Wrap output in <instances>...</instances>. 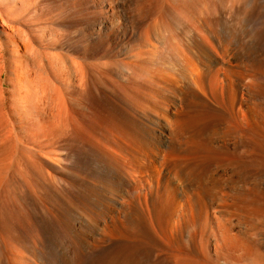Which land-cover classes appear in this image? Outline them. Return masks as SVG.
<instances>
[{"label": "bare ground", "instance_id": "obj_1", "mask_svg": "<svg viewBox=\"0 0 264 264\" xmlns=\"http://www.w3.org/2000/svg\"><path fill=\"white\" fill-rule=\"evenodd\" d=\"M44 3L0 0V105L12 73L2 52L22 68L36 50L26 32ZM103 3L116 17L112 29L99 25V88L114 106L99 112V125L86 133L60 87L35 72L45 82L31 84L34 94L23 83L15 89L17 117L0 129L2 154H20L23 194H35V177L53 184L58 171L85 186L77 196L75 185H64L59 199L40 203L50 224L20 227L0 264H76L88 252L96 254L91 264H264V53L252 48L264 27L249 33L238 18L221 24L227 3L239 16L258 0ZM67 5L46 6L54 50ZM257 12H244L246 24H258ZM60 63L56 57L51 66L58 71ZM67 85L78 100L77 87ZM75 144L92 151L90 165L72 155Z\"/></svg>", "mask_w": 264, "mask_h": 264}, {"label": "rangeland", "instance_id": "obj_2", "mask_svg": "<svg viewBox=\"0 0 264 264\" xmlns=\"http://www.w3.org/2000/svg\"><path fill=\"white\" fill-rule=\"evenodd\" d=\"M46 1H47V3H44L45 9L39 10L37 13L36 20L38 22H36V26H34V30L31 33H29L28 31L26 32V34L28 36H30L31 39H33V43H34L33 45H34V48L36 49V50L35 49L34 50L36 51V53L34 51V54H32V56L24 53L25 55L22 57V59H23L22 64H24V65L22 66L21 69L15 70L14 59L9 54H7L6 52H4V51L2 52V54H5V63H6L5 66L7 68L6 74H7V76L10 75V73H8L10 71H12L13 74L11 73V75H10L11 79L8 81V83H7L8 87L6 86V91L4 93V98L5 97L7 98V99L5 98L7 102L5 101L4 105H0L1 106L0 107L1 108L0 109V129L2 130V129L7 127L9 119L15 120L17 117L16 112L14 110L16 107L15 89H17L19 87H21V88L24 87L22 90H24V92H25L28 89V85H29V91L30 92L28 90L27 91L29 93H31L32 88H33V85H31V84H34V87L36 88L37 83L43 81V78L39 79L37 77V75H38V76H40V78L44 76V80L46 82L49 81V85L52 83L51 86H56V87L58 86L57 88L60 87L59 89L62 90L63 93H65V96L67 98V102H69V107L74 109V111L77 114V116H76L77 119L79 120V122L84 124L85 132L88 133L90 129L92 130L94 127L96 128L97 125H99L98 124L99 123V112H101L106 107L113 105L112 100L109 99V97L105 94V92H103L99 88V25L103 23V24H106L110 29L113 28V25L115 23L114 18L116 17L115 13H114V9H113V7H111L112 5H107L108 8L104 9V6L102 5L103 0H46ZM50 1L55 3L56 5L57 4H63L64 2H68L67 6H68L69 12H68L67 18L64 21V23H66V25L63 24L65 26L64 30H63V25L61 27L62 30L60 29L61 32L64 34V36L62 37L63 43L61 42V45L63 44L64 46L60 45L57 48L58 50L57 49L54 50L52 48V45H51V23L49 21V16H50L51 11L48 7H46L48 4H50ZM244 7L245 6H243V7L241 6L242 12H240V14L238 16L237 14H234V10H233L234 7L231 3H227L225 6H223V8H222L223 13L226 15L221 20L222 26L229 28L228 25L230 26L231 23H235L236 18H238L239 19L238 21H240V23L242 22L241 27H242V25L244 27V24H245V30L247 31V28H248L249 33L251 31H253L256 26L258 27V30H260V28L264 27V4H262V2H260V0H258L257 5L255 4L254 7L253 6L252 7L246 6L245 8ZM103 9L106 10L107 13L102 11ZM100 10L102 12H100ZM254 11H256V12L258 11L260 13V18L258 20V24L252 23L251 25H253V26H250V23L246 24L247 22L244 21V12H254ZM238 21L236 20V23ZM224 24L225 25L228 24V25L225 26ZM35 32H36V34H35ZM101 32H103V31L101 30ZM257 43H259L258 44L259 46H257V47H252L253 45H251V44L248 45V47H250V48L252 47V48L258 50V52H260V54H263L264 53V34H263V32H261V37L259 36ZM40 54H41V56H39ZM34 55H35V58L33 57ZM53 56H54V58L58 57L60 59L61 63H60L58 71L53 69L51 66V61L54 60ZM32 57H33V60L35 59L36 61H33ZM67 57L75 60V62L79 63V66L75 67V66L71 65L72 63H70V61L67 59ZM263 57H264V55H263ZM63 59L65 61L67 60L66 63L67 62L68 63L65 64ZM40 60L43 61V64L41 63ZM26 62L27 63L29 62L28 64H30V66H28V64ZM62 62H64V63H62ZM66 66H67V68L70 67V69L69 68L67 69ZM29 67H30V69H29ZM31 67H32V69H31ZM73 67H74V69H73ZM25 68H26V70H25ZM27 68L29 69L28 70L29 73L27 71ZM35 69H36V71H35ZM21 71L24 72V75ZM38 71H39V73H38ZM55 71L57 72L56 75H55ZM32 72H33V74H31V76H30V73H32ZM35 72L37 73V75L35 77H37L39 79V80L37 79L36 83H35L36 78L34 77ZM40 72H41L42 76L40 75ZM76 73H77V75H76ZM26 74H28V76ZM32 75H33V77H32ZM21 76H22V78L20 79ZM25 76H26V79H25ZM28 77H29V79H31V78L32 79L35 78V79L34 80L31 79V81H30L28 79ZM262 77L264 79V73L262 74ZM22 79H23V82H22ZM24 79H25V81H24ZM20 80H21V82H20ZM26 80L28 81L27 83H26ZM45 81H43L40 84L38 83V85L41 86ZM80 82H81V84L83 83V85H81ZM21 83L24 84V85L22 84L23 87H22ZM66 84H68L67 86H69V87L70 86L77 87V89H78L77 91L79 92L80 96L77 95L78 97L76 96L74 99H78V100L75 101L72 99L73 100L72 101L70 99L71 95L68 94V92H66V86H65ZM76 84L80 87H78ZM35 88L33 90H35ZM71 90H69V92L73 93V91H71ZM34 92L35 91H33L31 94H34ZM80 92L82 93V96L84 95L83 101H82L83 97L81 96ZM13 99H14V101H13ZM74 101L76 103H74ZM78 101H79V103L82 104V105L80 104L81 107H80V105H78ZM70 103H71V105H70ZM2 109H3V112H2ZM1 130H0V134H1ZM75 148H76L75 151L74 150L72 151V155L77 154L75 159L77 161H79V164L83 163V164H85V166L87 164L90 165L89 162H91L92 151L87 150L88 147H86L87 149H85V147L84 148H78V146H76V144H75ZM20 158H21L20 154H18L17 152L15 154H12V155H7V154H2V151H0V233L2 234V236H0V237L4 238L3 240L2 239L0 240V248H1L0 252L2 250L3 253L7 249V246L10 247V243L12 241L11 239L19 236L18 234H20V230H21V229H19L20 227L22 228V227H25L29 224H36L37 226L39 225L38 227H40L41 229L42 228L45 229L46 226H48L50 224L49 215H47V213L41 209L42 205L40 206V203L45 204V202L48 199H59L56 196V191H55L56 189H58L59 194H61L64 191L62 186L71 185L72 186L71 188H73V186L75 185L73 188V191L75 194L79 192L77 194V196H79V195H81L82 191H77V190H79V189L81 190V188H83L85 186L84 183H86L83 180H81V181H79L80 179L77 180V178H72V177L68 178L67 175L58 171L57 173H54V176L57 177V180H56V182L54 181L53 184H50L48 186L45 183L39 182L35 177V182L30 180V183L33 182V184L36 186L35 187V194H31L29 192H26V194H23L22 193L23 183L20 181V178L18 176L17 165H16L17 162L20 161ZM11 160L13 163H11L10 167H7L8 163ZM86 168L89 169L88 166ZM70 178H72L71 182H70ZM60 179L63 180V183L64 182L65 183L62 184ZM68 182H70V183H68ZM82 185H84V186H82ZM76 188H78V189H76ZM45 192H47V193H45ZM46 194H48V195L46 196ZM64 195H65V193H64ZM27 197H29V198H27ZM41 197H43V198H41ZM30 198H31V200H30ZM24 206H26V207L24 208ZM28 215H29V217H27ZM262 221H264V217L262 218L260 223ZM78 224H79L78 222L75 223L76 226H78ZM260 225H259V229H261L264 232V222H262ZM83 232L87 233V235L90 236V240H92L91 242H92L93 246H99V242H98L99 237L98 236H96L94 234H90L86 230H83ZM11 234L14 237H12ZM13 234H15V235H13ZM4 235H5V237H4ZM6 237L7 238L10 237V238H8L6 240ZM6 241L8 242V245H6ZM5 246H6V248H5ZM1 253H0V261H2V256H3V253L2 254ZM95 255L96 254L94 252H88L87 255H85V256L82 255V257H80L79 260L77 259V262L78 261L79 262L76 264H80V262L82 264H91V262L95 259ZM75 261H74V263H75Z\"/></svg>", "mask_w": 264, "mask_h": 264}]
</instances>
